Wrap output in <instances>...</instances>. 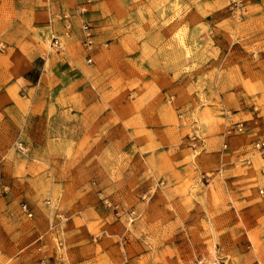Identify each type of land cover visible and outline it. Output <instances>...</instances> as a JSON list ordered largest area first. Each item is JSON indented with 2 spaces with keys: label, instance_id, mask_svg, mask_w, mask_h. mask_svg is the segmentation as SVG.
<instances>
[{
  "label": "rangeland",
  "instance_id": "obj_1",
  "mask_svg": "<svg viewBox=\"0 0 264 264\" xmlns=\"http://www.w3.org/2000/svg\"><path fill=\"white\" fill-rule=\"evenodd\" d=\"M230 3L231 0H218V7L232 13ZM66 6L70 20L75 16L72 13L77 1L67 0ZM92 8L89 6V10ZM248 14L247 7L245 15L233 14L234 18L221 23L225 27L232 22V28L228 26L227 46H199L196 36L209 34L210 30L190 15L181 18V27L172 23L164 35L179 42L181 53L193 60L191 66H186L187 72L197 67L195 59L202 52L203 58L209 55L217 59V79L213 84L219 91L242 85L251 95L257 91L264 95V41H257L264 19L255 22L260 29L250 27V20H245ZM74 20L81 38L60 36L59 50L51 47L48 33L40 40L43 54L57 56L54 63L60 65L56 71L47 69L45 80L53 87L47 100L75 107L68 112H82L76 107L95 97L106 106L128 100L126 88L130 89V81L124 79L126 86L119 89V81L114 78L119 61L112 56L130 53L129 39L119 40V45L111 44L115 35L100 36L97 21L89 15L87 20L94 27L95 38L90 52L93 62L87 64L81 45V18L76 16ZM57 30H61L59 26ZM151 31L144 27L138 30L139 37L150 36ZM174 47L177 48H167L174 51ZM148 50L150 46L144 45L143 52ZM50 63L47 61L46 65L49 67ZM26 96L25 123L0 130V264H37L41 256L36 241L39 235H43L42 253L52 264H59L53 261L55 252H65L71 264H187L196 258L211 260L221 256L227 257L230 264H264V194L258 191L264 188V176L259 173L261 160L252 148L255 139L264 138V128L250 114L264 116V96L246 108L219 107L215 112L207 106L202 110L195 108L193 118L200 111L202 116L191 125L184 120L180 133L193 142H182L192 166L183 173L175 171L173 178L164 174L162 162L153 160L155 147L149 139H138L132 154L125 146L128 140L122 144L107 141L98 156L85 157L88 145L81 135L85 119L55 117V109L45 118L35 116L29 109L33 91ZM186 98L180 90L177 99L168 98L170 123L179 124L175 110ZM129 111L121 115L124 127L133 124L138 134L146 137L147 124L141 117L127 120ZM238 120L244 121L245 131L234 135L237 142L233 150L228 144L222 150L221 136ZM194 128L198 131L194 132ZM200 137L206 146L194 143ZM19 142L26 148L24 153L17 148ZM133 153L137 156L133 157ZM243 157L251 158V166L238 161ZM92 160L103 171L87 172L85 166ZM220 164L223 171L218 173ZM130 166L134 170L131 175L120 172ZM157 180H163L164 185L150 199L141 200L140 196ZM105 198L121 208L120 215H116L112 205L105 206ZM22 202L31 209V218L21 212ZM79 207H84L82 215ZM130 208L139 214L133 222H128L126 216ZM54 213H63L67 218L57 237L46 233ZM84 224L85 236L80 235L74 242L67 240L71 231L73 235L80 233ZM69 247L78 251L69 255Z\"/></svg>",
  "mask_w": 264,
  "mask_h": 264
},
{
  "label": "crops",
  "instance_id": "obj_2",
  "mask_svg": "<svg viewBox=\"0 0 264 264\" xmlns=\"http://www.w3.org/2000/svg\"><path fill=\"white\" fill-rule=\"evenodd\" d=\"M245 1L249 12L245 20H250V27L259 28L255 22L264 19V0ZM118 2L122 4L119 5ZM66 3L67 0H0V44L4 45V48H0V130L8 126L19 127L25 123V98L27 92L33 91L29 109L35 116L45 118L55 109V117L85 119V127L81 126V135L85 137L88 145L85 157L98 156L107 141L122 144L128 140L125 146L132 154L133 148H137L138 139H149L155 147L151 154L153 160L162 162L164 174L173 178L175 171L183 173L192 166L186 159L182 142H193L187 137H181L180 133L185 127L184 120L191 125L202 116L200 111L198 117L193 118L195 108L202 110L207 106L214 112L219 107L246 108L264 96L258 91L251 95L242 85L233 88L228 86L226 91H219L213 84L217 79L214 71L217 59L209 55L203 58L202 52L195 59L198 61L197 67L187 72L186 66H191L193 60L181 53L179 42L164 35V30L173 24L183 26L181 18L190 15L194 16L195 22L207 24L210 30L209 34L196 36L195 40L199 46L209 43L211 48H219L221 44L227 46L228 29L232 28V22L228 23L229 27H223L221 23L234 16L229 10L218 7V0H95L91 4L92 10H89L84 18L87 20L90 15L97 21L100 36L113 33L115 37L111 44L119 45V40L129 39L131 52H122L112 57L113 60L119 61L114 68L115 82L119 81V89H122L126 86L124 79H129L130 89L126 90L130 96L126 101H115L112 106H106V103L95 97L81 102V106L76 107L81 108L82 112H68L67 110L75 107L59 106L47 100V94L53 90L45 80L47 69L56 71V66L60 65L54 63L58 59L57 56L43 54L40 44V40L47 33L49 40L53 35L59 38L78 36L80 31L75 24L76 16L70 19L71 29L66 30L67 21L63 18V14L69 11ZM261 24L264 25V22ZM58 26L61 30H57ZM144 27L152 30L150 36L139 37L138 30ZM189 27H192V24ZM258 32L257 41H264V27L263 31ZM225 39L227 41H224ZM144 45L150 46V50L143 52ZM169 45L177 48L174 47V51H170L167 48ZM47 61L48 64L52 62L49 67L46 65ZM262 73L264 75V72ZM198 82L200 85H197ZM178 90L187 98L176 108L178 110H175L179 124L174 125L170 123L171 108L167 101L170 96L177 99ZM96 92L99 93V90ZM142 96L144 98H141ZM128 109L130 118L126 117L127 120L132 122L141 117L147 124L146 137L140 136L138 128L133 124L130 128L124 127L121 115L123 112L127 114ZM250 114L256 118L254 122H259L264 128V116L259 118L256 114ZM193 131L197 132L198 129L194 128ZM221 137L233 150L237 142L235 136L226 137L224 134ZM194 140V143L200 142L203 146L207 144L202 138ZM132 156L136 157L137 154L133 153ZM85 170L89 173H100L103 168L97 161L92 160L85 166ZM133 171L130 166L129 169L123 167L120 172L131 175ZM79 204L77 203L78 206ZM83 208L77 209L83 210L79 215L85 213ZM79 230L81 232L76 235L71 231L67 240L74 242L80 235L85 236V224ZM67 249L69 255L78 251L76 247ZM54 255L55 263L71 264L65 252H55Z\"/></svg>",
  "mask_w": 264,
  "mask_h": 264
},
{
  "label": "built area",
  "instance_id": "obj_3",
  "mask_svg": "<svg viewBox=\"0 0 264 264\" xmlns=\"http://www.w3.org/2000/svg\"><path fill=\"white\" fill-rule=\"evenodd\" d=\"M77 1V6L74 9V12L72 13L75 16H78L82 19L80 23V30L82 33V41L81 45L82 48L86 51V56H85V62L87 64H91L93 62V58L91 56V50L94 45V38H95V32H94V27L84 18V16L87 14L89 11V6L93 4L95 0H76ZM230 9L232 11V14L236 16H243L247 13V6L244 2V0H231L230 3ZM70 16L69 13L63 14V18L66 19V27L69 29L71 27V21L68 19ZM51 42V47L54 49L59 50L62 47L61 40L58 36L53 35L50 38ZM0 48H4L3 44H0ZM256 109V107H254ZM246 126L244 121L238 120L231 124L230 128L227 129L225 136H233L237 134H241L245 131ZM17 148L21 152H25L26 148L22 146V144L19 142L17 143ZM252 148L254 151V154L258 155L260 160H261V165L259 167V173L264 176V138H257L253 141L252 143ZM222 150L227 149V142L224 141L221 146ZM238 161L243 162V164H246L247 166H251L252 160L250 157H243L240 158ZM223 171V164L219 165L218 168V173H221ZM164 185L163 180H157L155 183L147 189V191L140 196L141 200H148L150 197L155 193V191ZM259 194H264V188L261 187L259 188ZM103 203L105 206H111V202L105 198L103 200ZM112 207L115 210L116 215L121 214V208L117 204L112 205ZM20 209L21 212L28 218H31L33 213L31 209L28 207V205L24 202L20 204ZM126 216L128 219V222H133L136 218H138L139 214L136 211L135 208H130L129 210L126 211ZM54 218L50 219L49 225L47 228L46 233L50 236H55L57 237V234H59L62 229H63V223L67 219L66 216L63 213H54ZM43 235H39L36 239L38 241V246L37 249L38 251L41 252V256L38 258L37 264H52L49 260V258L43 254ZM187 264H230L229 259L225 256L221 257H215L211 260H207L204 258H196Z\"/></svg>",
  "mask_w": 264,
  "mask_h": 264
}]
</instances>
